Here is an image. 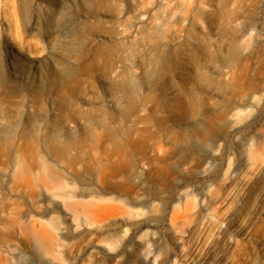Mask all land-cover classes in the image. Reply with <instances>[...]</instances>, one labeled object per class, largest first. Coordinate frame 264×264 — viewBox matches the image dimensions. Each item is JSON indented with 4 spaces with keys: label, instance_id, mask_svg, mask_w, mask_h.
Masks as SVG:
<instances>
[{
    "label": "rangeland",
    "instance_id": "rangeland-1",
    "mask_svg": "<svg viewBox=\"0 0 264 264\" xmlns=\"http://www.w3.org/2000/svg\"><path fill=\"white\" fill-rule=\"evenodd\" d=\"M230 11L236 14L232 20ZM6 41L37 57L45 56L43 49L50 47L54 57L83 79L78 97L84 103L77 106L91 112L101 108L98 117L112 130H118L119 122L109 121V113L136 106V115L126 123L146 133V158L163 159L169 168V178L161 182L147 176L145 165L136 166L144 173L137 190L153 200L151 225L132 235L135 218L124 213L120 217L127 220L124 229H115L108 240L114 245L112 252L92 261L85 238L72 264H147L136 244L146 230L162 264H264V0H75L73 5L69 0H0V48ZM231 54V60L222 63ZM153 56L168 66L151 69ZM2 57L6 54L0 49ZM104 62L109 65L105 76L99 71ZM84 63L90 65L86 72L81 69ZM197 64L213 82L221 70L223 94L200 80ZM241 66L255 80V88H244L227 101L226 84ZM3 72L0 65V75ZM25 79L19 87L12 85L20 94L1 104V110L16 130L25 128L35 136L48 130L54 134L56 111L44 80ZM180 79L182 88L176 85ZM146 87H152L156 102L143 98ZM179 91L194 101L192 107L182 103L184 113L170 106ZM32 93L39 96L36 109L26 100ZM216 102L238 107L215 121L204 139H169L170 126H205L206 114L218 109ZM75 104L70 101L66 107L75 109ZM82 125L83 120H77L72 137L79 138ZM32 146L39 151L35 142ZM70 153L78 158L71 172L93 183L97 169L87 160L106 161L90 146ZM16 157L13 147L0 152V215L5 219L29 207L30 189L15 165ZM135 176L126 180L134 184ZM183 193L188 196L176 201ZM122 234L124 241L119 240ZM200 242L206 250L196 252ZM13 245L15 264H44L30 249ZM187 246L193 253L187 255Z\"/></svg>",
    "mask_w": 264,
    "mask_h": 264
},
{
    "label": "bare ground",
    "instance_id": "bare-ground-1",
    "mask_svg": "<svg viewBox=\"0 0 264 264\" xmlns=\"http://www.w3.org/2000/svg\"><path fill=\"white\" fill-rule=\"evenodd\" d=\"M69 1L71 5L75 3V0ZM230 12L228 20L236 17L233 11ZM24 32L29 34L30 30L25 27ZM0 49L6 54V57L0 58V65L4 71V74L0 75V105L9 103L20 94L13 84L19 87L25 77V80L29 77L35 80L34 77L37 76L36 80L39 82L44 80L49 95L52 96L58 125L54 134L48 130L42 136H35L37 134L26 131L25 128L16 130L11 127L8 115L1 110L2 106L0 107V152L6 148H14L17 155L15 165L24 175L23 181L30 189L29 207L25 212L16 213L11 219H5L0 215V264H15L13 259L16 249L13 244L30 249L44 264H72L73 258L81 252L79 245L85 238L89 239L87 248L90 249L92 261L98 262L106 256V252L113 251L114 245L108 240L115 235V229L123 228L127 222L126 219H120L124 213L135 218L136 222L131 227L132 235L142 227L151 225L148 218L152 212L153 200L146 199L144 194L137 190L143 181L144 173L137 170L136 166L145 165L147 176L161 182L169 178V168L163 159L146 158L144 144L146 133L136 130L133 124L126 123L136 115V106H128L122 112H110L109 121L119 122L118 130H112L108 122L98 117L103 111L101 108L91 112L77 106L84 103V99L78 97L83 79L71 66L61 63V60L54 57L50 47L47 50L43 49L45 56L40 57L9 41L4 42ZM233 54L227 55V59L222 63L230 61ZM151 59L150 68L153 70L159 71L168 66L161 57L153 56ZM89 68L90 65L84 63L81 69L86 72ZM195 69L201 74L200 80L204 84H213L214 90L223 94L225 85L221 70L217 72L219 79L213 82L198 64ZM108 70L109 65L105 62L99 67L103 76ZM183 84L184 80L180 79L176 85L182 88ZM226 85L230 93L229 96L224 95L225 100L232 101L240 90L244 88L254 90L256 82L247 76L245 68L241 66L236 74H231ZM122 87L124 90L128 89L126 81ZM143 93L144 99L157 101L152 87H146ZM26 100L35 109L39 105V96L35 93L29 94ZM70 101L76 103L75 109L69 110L66 107V103ZM184 102L190 103V107L194 105L193 100L179 91L170 106L179 108L184 113L182 106ZM216 105L218 109L215 113L206 114L208 123L205 126L191 129L182 125L177 129L170 126L167 130L169 139L172 141L189 140L192 137L204 139L211 133L215 121L222 120L230 110L238 107L230 105L229 102H216ZM151 113L152 111H149L148 114ZM147 117H144V120ZM79 119L83 120V125L77 134L80 135L79 138H74L71 132ZM118 133L123 136L118 138ZM133 134L134 138L131 137ZM51 135L63 136L59 138ZM34 142L39 146V151L33 149ZM86 146L94 148L106 161L87 160L88 164L97 169L93 183H85L71 172L72 167L78 162L77 156L70 153L71 149L77 148L80 152ZM129 175H136L137 181L134 184L126 180ZM119 178L121 180H117ZM187 196L186 193L178 194L175 200L185 199ZM118 204L129 210L124 212ZM125 239V234L119 237L120 241ZM12 241L15 243L11 245ZM152 242V234L148 230L138 236L136 244L143 249L141 258L147 264H162L164 260H157ZM191 248L192 246H187V255L193 253L194 250ZM195 250L203 252L206 247L200 242Z\"/></svg>",
    "mask_w": 264,
    "mask_h": 264
}]
</instances>
